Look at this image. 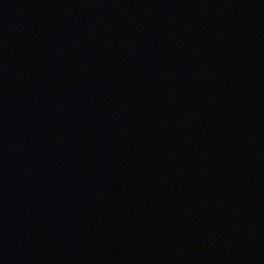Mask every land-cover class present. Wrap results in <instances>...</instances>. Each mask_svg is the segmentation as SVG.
Segmentation results:
<instances>
[{
  "label": "water",
  "instance_id": "95a60500",
  "mask_svg": "<svg viewBox=\"0 0 264 264\" xmlns=\"http://www.w3.org/2000/svg\"><path fill=\"white\" fill-rule=\"evenodd\" d=\"M0 264H264V0H0Z\"/></svg>",
  "mask_w": 264,
  "mask_h": 264
}]
</instances>
